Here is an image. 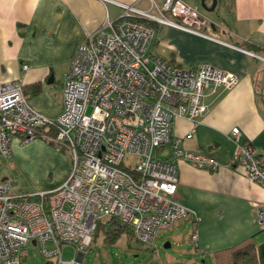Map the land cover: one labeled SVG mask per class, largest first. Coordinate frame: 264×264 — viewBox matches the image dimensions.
Here are the masks:
<instances>
[{
	"label": "built area",
	"instance_id": "obj_1",
	"mask_svg": "<svg viewBox=\"0 0 264 264\" xmlns=\"http://www.w3.org/2000/svg\"><path fill=\"white\" fill-rule=\"evenodd\" d=\"M147 10L117 4L121 13L90 34L76 51L62 82V112L47 120L28 103L18 81L0 83V159H8L12 138L28 143L41 136L70 159L66 180L56 189L12 193L0 179V264H29L37 248L45 264H82L99 222L115 218L141 244L194 212L173 199L179 183L178 162L215 171L217 160L205 152L180 147L173 138L175 120L185 119L191 139L198 119L208 110L206 90L232 89L236 75L208 64L183 69L151 52L156 26L168 25L233 48L209 33V21L183 0H149ZM250 57L261 59L253 51ZM28 69L22 65V71ZM53 127L54 135L42 129ZM238 128L233 167L264 188V156ZM40 137V138H41ZM168 146L169 154L160 151ZM264 226V206L257 205ZM197 247V234H190ZM75 251L64 258L61 246Z\"/></svg>",
	"mask_w": 264,
	"mask_h": 264
},
{
	"label": "crops",
	"instance_id": "obj_2",
	"mask_svg": "<svg viewBox=\"0 0 264 264\" xmlns=\"http://www.w3.org/2000/svg\"><path fill=\"white\" fill-rule=\"evenodd\" d=\"M208 19V31L233 48L190 34L168 25H158L151 52L183 69L208 64L234 74L238 83L230 90H206L207 112L198 119L191 139L188 120L177 119L172 136L179 145L194 153L205 152L220 167L207 171L188 162H178L179 183L173 199L194 212L189 216L191 233L197 234L199 256L213 254L258 233L264 226L257 221V205L264 206V188L250 180L241 168L231 165L235 145L229 139L238 128L239 140L249 142L264 156V61L247 55L253 51L264 58V0H217L212 12L201 0H183ZM160 6L163 0H153ZM117 4L147 10L149 0H0V83L18 81L29 105L47 120L63 109L62 82L77 48L106 20L115 21ZM207 8L212 0L203 3ZM28 69L22 71V65ZM39 92L34 93L36 90ZM42 152L61 156L66 169L43 191L58 188L67 178L71 159L68 153L42 138L20 143L12 138L11 158L36 166ZM59 151V152H58ZM68 156V160L64 158ZM169 154L168 146L161 151ZM36 185V183H35ZM36 191V190H35ZM190 233V234H191ZM256 247L259 264H264V233Z\"/></svg>",
	"mask_w": 264,
	"mask_h": 264
},
{
	"label": "rangeland",
	"instance_id": "obj_3",
	"mask_svg": "<svg viewBox=\"0 0 264 264\" xmlns=\"http://www.w3.org/2000/svg\"><path fill=\"white\" fill-rule=\"evenodd\" d=\"M36 151L39 153L36 155V166L29 169H26V164L12 158L0 159V179L16 184L11 187L15 195L34 194L45 190L44 187L50 188L49 184L57 180L66 169V161L61 156L57 159L42 154L38 149ZM64 158L69 159L65 154ZM187 219L189 217L178 221L169 230L159 232L154 241L148 244H141L127 234L120 235L113 244L105 243L101 231L82 264H213L209 255L199 256L195 250L190 241L192 223ZM167 243L169 247L164 248ZM61 251L64 258L75 256L74 249L69 245H62ZM28 263L45 264L37 248H29Z\"/></svg>",
	"mask_w": 264,
	"mask_h": 264
},
{
	"label": "trees",
	"instance_id": "obj_4",
	"mask_svg": "<svg viewBox=\"0 0 264 264\" xmlns=\"http://www.w3.org/2000/svg\"><path fill=\"white\" fill-rule=\"evenodd\" d=\"M37 92H39L38 88L34 93ZM42 132L51 135L55 134V130L53 127L45 129L43 128ZM35 138L40 137L37 136ZM101 231L103 232V241L105 243L109 242L113 244L122 234H127L129 238H134L133 233L128 226L121 224L117 219L110 217L99 222L97 230L95 231L93 236L92 245L96 242L98 235ZM263 233L264 229H262L258 233L253 234L250 237L241 240L240 242L236 243L231 247L215 252L213 254L215 264H259L256 255V247L258 243L262 241L260 240L259 236Z\"/></svg>",
	"mask_w": 264,
	"mask_h": 264
},
{
	"label": "water",
	"instance_id": "obj_5",
	"mask_svg": "<svg viewBox=\"0 0 264 264\" xmlns=\"http://www.w3.org/2000/svg\"><path fill=\"white\" fill-rule=\"evenodd\" d=\"M205 0H201L202 2V7L207 11V12H212L216 6V3H217V0H212V6L210 8H207L203 3H204ZM12 186H15L16 184L15 183H12L11 184ZM169 247V244H165L164 245V248H168Z\"/></svg>",
	"mask_w": 264,
	"mask_h": 264
}]
</instances>
